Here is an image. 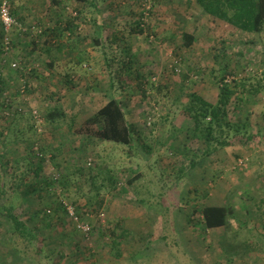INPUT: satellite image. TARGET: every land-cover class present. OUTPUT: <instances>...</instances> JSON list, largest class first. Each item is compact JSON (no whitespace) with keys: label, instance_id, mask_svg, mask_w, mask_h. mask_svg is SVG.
<instances>
[{"label":"rangeland","instance_id":"1","mask_svg":"<svg viewBox=\"0 0 264 264\" xmlns=\"http://www.w3.org/2000/svg\"><path fill=\"white\" fill-rule=\"evenodd\" d=\"M9 11L17 24L7 53L0 19V264H40L14 246L17 234L3 211L11 205L29 228L41 227L53 264H264V144L197 160L192 154L204 144L181 111L186 93L215 101L220 82L264 84V30L240 31L194 0H9ZM183 32L194 37L188 46ZM127 59L142 86L123 70ZM112 97L138 131L135 148L85 130ZM52 109L65 115L50 123ZM245 114L249 129L264 134V89L230 117ZM40 153L53 157L37 177ZM65 204L88 210L76 214L90 226L87 235ZM211 204L234 209L230 229L201 233L191 222L194 208ZM116 221L130 233L119 256L108 247L107 227Z\"/></svg>","mask_w":264,"mask_h":264},{"label":"trees","instance_id":"2","mask_svg":"<svg viewBox=\"0 0 264 264\" xmlns=\"http://www.w3.org/2000/svg\"><path fill=\"white\" fill-rule=\"evenodd\" d=\"M77 1L80 5H93V0ZM194 1L205 15L226 22L240 31L261 34L264 30V0ZM139 25L141 26L140 23L136 24L135 32L142 33L144 29ZM181 37L185 46L190 45L194 41L193 35L186 32H183ZM122 66L123 70L127 71L126 74L128 77L131 75L133 79L140 80V82H142L140 86H142L145 79L136 69L132 68L131 59L124 61ZM121 83L122 86H124L127 82L125 80L121 81ZM263 89L264 84L262 83V80H256L253 85L248 87L245 85V80L242 82L234 80L220 82L215 101H208L195 92L184 94L182 101H184L185 104L181 107V111L188 118L187 121H189L190 126L193 128V133L196 138H198V141H202L204 144L202 152L200 154L193 153V158L198 160V158L215 153L218 150L235 146L241 147L247 145L249 148H252V145H263L264 134L260 131L261 129H258V127L255 132L249 129L253 124L249 120L248 113L245 114L244 117H240L238 121H235L230 117L231 112H238L239 105H245L251 102L255 97V94ZM64 115L65 113L59 109L48 110L45 114V120L51 123L62 118ZM98 123L101 125L100 128H97L96 130L91 128L93 124ZM85 125V130L87 132L89 131L90 134L94 135L98 140H108L127 145L130 148H135L134 143L131 141V134L138 133V131L125 122L123 109L119 101L114 97L99 107L86 121ZM184 147L188 148V145H185ZM188 152H190L189 149ZM188 152H186V154H189ZM52 157L50 155V157L47 156L45 158V154H39V157H37V159H39V164L34 171L37 177H40L39 174L43 169L42 167L50 164ZM196 161L194 159L190 166L193 167ZM55 176L56 173L51 172V178L53 180H55ZM51 178L48 176L49 181H51ZM178 178L177 185H180L184 179V175L181 173ZM49 181L48 183H50ZM132 182V179L128 180V183ZM37 186L38 188H42V185ZM48 188H50V184L44 187L45 191ZM35 189L36 187L31 185V189H27L26 193L29 194L30 190ZM140 200V202L145 201L144 199ZM61 204V202H57L55 205L56 208H54V213L58 212L57 208L61 209ZM100 206L101 201H98L97 207ZM13 208L12 205L7 208L3 207V211H5L6 216L17 234V240L14 242V246L19 250L18 252L21 256H25L26 253L30 251L33 253V256H35L38 263L53 264L50 258L51 251L45 249V239L39 237L41 227L38 226L36 229L35 227L29 228L26 223L18 217V215L13 213ZM258 208L264 211V199H261L258 202ZM86 211L88 210L85 209V211L81 212L76 208V214L78 215H81ZM49 212L47 210L46 213L48 214ZM191 214L194 216L193 219H190L191 222L195 225H199L200 232L203 233L209 229H230L232 227L231 219L234 216V209L226 204H211L199 208L196 207ZM261 215L263 214H259V216ZM119 223L117 221L114 222V224L111 222V226L107 227V234L110 238L108 247L112 252L114 251L116 256L120 255L118 247L122 242L127 240V237L130 234L129 231L121 227ZM43 225H50V222L44 221ZM46 242L48 241L46 240Z\"/></svg>","mask_w":264,"mask_h":264},{"label":"built area","instance_id":"3","mask_svg":"<svg viewBox=\"0 0 264 264\" xmlns=\"http://www.w3.org/2000/svg\"><path fill=\"white\" fill-rule=\"evenodd\" d=\"M0 19L4 27L3 44L1 50L4 53H7L10 48V30L17 24L15 19L10 14L9 0H0ZM11 66L12 68H15L17 64L13 62L11 63ZM32 115L35 119L36 125L38 126L41 123V119L37 114V111H32ZM88 164H90V161L88 162ZM54 178H56V176ZM64 206L66 213L72 220L74 226L79 229L82 233L87 235L90 232V226L87 223L79 222L76 212L74 211V207L71 204H65Z\"/></svg>","mask_w":264,"mask_h":264}]
</instances>
